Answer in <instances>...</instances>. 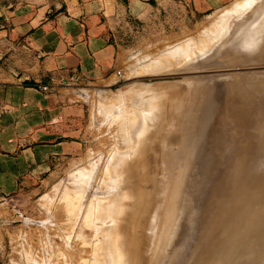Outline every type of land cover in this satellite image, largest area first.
<instances>
[{
    "label": "rangeland",
    "instance_id": "rangeland-1",
    "mask_svg": "<svg viewBox=\"0 0 264 264\" xmlns=\"http://www.w3.org/2000/svg\"><path fill=\"white\" fill-rule=\"evenodd\" d=\"M6 1L8 2V0H0V5L2 6L3 3H7ZM16 1L17 0H9L10 3H17ZM139 1L141 2L143 6L140 7L139 5V7L136 8L135 5H132V7H130L129 1L126 0L125 3L127 7L125 9L123 8V9L115 10V14L112 16L110 22L108 23V31L112 34V40L114 43H116L117 45L116 47L118 49V54H117L118 65L115 70L113 69V73L114 72L115 73L110 77V79H106L108 77L106 76L104 78L105 80L101 81V83L91 84L90 86L85 87V88L84 87L80 88L79 90L74 89L75 93H78L77 101H79V103L82 105L81 107L83 110V113L81 116V122L77 128L78 131H77L76 137L81 139L80 144L77 145V149H74L71 153H69L66 156L58 157L55 164L52 166L51 172L47 173L45 177V181L43 182V185L41 188L25 190V192L16 193L12 195V197L7 198L5 201H3L2 204H0V264H29L31 262L33 264L35 262H36L35 264H38L41 260L42 262L40 264H46V263L48 264L49 261L47 262L45 258L50 260L53 258L55 259L57 256L60 257V255L58 254L60 253V251L62 253V256H65L64 254L67 253L66 256L63 257L64 260L61 258L63 261L59 260L60 258L58 259L60 262L62 261L61 263L58 261L60 264H78V263L83 264L85 262L87 264H90V263L93 264L95 256L93 255V251L90 248L92 245L91 242L96 240L94 239V236H96V238L98 237L97 235H93V233L96 232L95 229H94L95 232L93 230V227H94L93 225L96 226V224L93 223V221L91 222V220L86 221L88 220L86 217H84L86 218V220H84V218H81L84 215V212H83L80 218L83 219L85 223H82L84 221L81 220L80 218H79L80 220L78 219L79 223L82 224L83 226L84 224L87 225L88 222H89V225L93 223L92 224L93 227L91 226L92 229L89 225H87L89 226L88 229L86 226H84L83 228V226L81 225L80 226L81 228L79 227L80 228V232H79L78 227L75 226L73 230V234L71 236L72 238L69 239L68 243L64 242L62 238L64 227L62 228L63 225L61 224L64 221V215H63V211L60 209L62 206L56 205L62 200V198L60 199V195L63 193L60 194L59 192L60 191L64 192L68 186H70V188L73 186L74 188L73 187L72 188L75 189V192H76L79 187H76L75 185L77 183V186H78L79 185L78 183H80L79 182L80 180L77 179V176L82 175V178H84V176H86L85 178H87V176L89 175L84 174L83 176V173L82 174L80 173L83 172V170L85 172L86 171L89 172V166H91L93 164V161L96 159L95 160L96 162L94 161V163H97V166L95 168L96 172H94L95 175L93 177V182H94L93 185L95 187L92 186L93 190L90 192V195L96 194L99 192L98 193L99 195L96 194L97 196L93 195L92 197L101 196L103 197V199H106L105 195H108V193L112 191L111 189L112 186L111 184H109L110 183L109 181L112 180L113 182L111 183H114L116 181L113 180L114 179L113 175L107 171L106 169L107 165L105 166L104 164L108 163V159H110L109 157H111V155L109 156L110 153L111 154L117 153V150L121 148L118 145V148L115 147L116 149L115 151V149L112 147L116 146L118 143L120 145H123L122 140H124L125 138L126 140L128 139L130 140L129 135H126L127 137L123 138V136H125L124 134L126 133H124L125 132L124 129H121L123 133L121 134L119 129L125 126L126 124L125 118L126 120L129 116L131 118L132 117L131 112L132 114L137 113L138 115L139 110L143 109L144 107V105L142 104L146 103L148 100H153L152 96L155 95L154 100L158 98L156 101L161 102L163 100L161 103L162 104L165 103L169 107L170 105L178 104V106L181 107L180 109L184 111L183 112L184 114H182L184 121H182V123L180 124V127H182V129L178 132V135L182 137L184 136L183 134L185 133L184 132L185 129H188L189 127H194L196 125V124H193V122L189 123L187 118H189L191 115H194L196 116V120H197V114L200 115L199 111H201L203 108L210 107V109L212 110L211 113L213 117H211L212 120L210 123L212 125L209 128H214L215 126H217V124L221 121V118H222L221 115L224 112L227 102H229L230 100H233L234 94H236V92L232 91L230 87L228 86V82H231L233 78H235L238 81L240 79L241 89L250 87L251 84H254L257 82L260 83V85H264V61H257L256 59H250L248 57L241 58L238 56H233L227 53L226 51H224L225 54L223 52L221 54H216L219 52V47H217L215 50V53H213L212 56L206 59H202V60L200 59L194 62H190L186 64L185 66L184 65L182 66L179 59H181L182 55L184 56L185 54L179 53L178 51L176 53L179 54L178 55L179 58H176L177 57L176 53L171 52V50H168L167 52L168 48L171 49L170 47L171 45L177 44L187 38H190L192 43L188 44V47L186 48V51L187 50L188 51L187 52L184 51V52L186 54H189V51H190V54H192L191 50L193 51V48H196L195 45H193L195 44L196 40L199 41L201 39L200 41L203 44L205 42L203 38H201L200 36L202 34H203L202 35L203 37L205 36L204 35L205 33H203L201 29L204 31L203 27L206 26V24L209 25L211 22H214L215 19L219 17L217 16V14L219 13L220 10L223 11L224 8L226 7L230 8L232 4H235L238 1L241 2L243 0H238L236 2L235 0H139ZM227 8L224 11L231 12L233 10V9L227 10ZM1 20H3L2 16H0V21ZM219 20L221 21L222 19L219 18ZM224 21L225 20H223V22L221 21L220 23L217 20L216 22L220 23L218 25H221L223 23L221 25L223 26L224 23H226V21L225 22ZM192 45L194 47H191ZM204 45L208 46L209 44L206 43ZM226 53L228 54L227 57L230 56L229 60L232 61L233 59L232 62H234V59H236L235 61L237 62H234L233 65L230 64L229 63L230 61L225 56H223V55H226ZM171 55L177 61L174 60V58ZM223 57H225L224 58L225 60L222 59ZM152 58H154V60L157 61V63H158V60H163V61H160L162 62L161 65L158 63V65H160L161 68L155 67L156 62ZM139 59L142 61H140ZM146 59H149V60H146ZM170 59L172 61H170ZM136 62L138 64L141 63V66L140 65L138 66ZM151 62H153L152 63L153 65L151 67L150 65H148V69H149L148 70L147 66L145 68L144 65L146 63L151 64ZM175 62H178L177 64H179L178 66L176 64L177 67L175 66ZM157 63H156V66H158ZM163 65L168 68H163ZM137 67H142V68L144 67L143 69L145 71H143V69L141 68H140L141 70H138L139 68ZM117 70H121V75L116 74ZM137 82H138V85H137ZM142 82L143 83L145 82V83L143 84ZM140 83H142L143 85V86L141 85L142 88L140 86ZM130 84L131 86L133 85L134 86L131 87ZM136 86L140 88L139 89L134 88ZM147 86L148 87L150 86L149 89ZM151 88L155 90L153 91L151 90ZM126 89L127 91H125ZM136 92H138L137 95H136ZM127 100L129 103L125 102ZM122 102L124 103L121 104ZM129 105H131V107ZM108 106L110 108H108ZM106 107L109 109V111L108 109H105ZM123 109L125 110L123 111ZM127 109H130L129 111L131 110L132 111L129 112L130 115L128 114L127 117L126 116L124 117L123 114L124 115L127 114L128 112ZM125 111L127 112L125 113ZM122 116L124 117V119L122 118ZM120 120L123 121V123L121 121L123 126H121L119 122ZM167 125H171L170 126L171 128L177 127L176 121H173L171 118L167 116L164 117L163 119L158 120L157 122L149 123V125H147V127L145 128V133H144V137L142 138L141 145L137 146V150L132 155V157L131 155L129 156L128 162L130 166L135 167L138 170L143 169L147 165L154 166V167L161 165V171L159 172L161 174V177L165 181L171 180V181H168L170 182V185H171L170 191L168 192L169 199L167 201V205H168L167 217L170 218L168 219V222H170L171 214L174 212V207H175L174 204L176 203V200H178V198L181 195L183 196H181L180 199H183L184 201L182 200L181 202L178 200V202H181L184 205V203H186L187 201L188 206L186 208L187 210L185 209L184 210L185 212H184L183 211L184 207L182 208V204L179 203L181 205L180 208L182 210V216H183L180 222V230H178L179 232L174 235L172 243H169L171 245L169 246L166 245L165 247L167 248H163V250L165 249L163 251L164 255L162 252H160L161 249H158L155 251L156 253L152 251L157 256H155L154 253L152 252H150L152 254L148 253L149 255H151L150 257L153 256L152 259L149 258L147 253H145L147 256L145 255L144 261L147 264L148 263L153 264V262L155 264V261H156V264H157L160 259H163L162 261H164V264H169V261H170V264H176V262L177 264H193V260L199 259L197 257L192 258V255L196 250V246L200 243V240L203 239V234L205 231L204 229H206V222H207L204 220V218L207 216H208L207 218H211L213 216V213L219 214L224 211L222 210L224 209V206H223L224 203L222 202L223 198L221 197V194H220L223 183L219 181L220 171L217 170V166L219 163L218 162L219 156L215 153L214 154L203 153V155H201L202 157L200 158L198 154H200L201 152L197 154L198 156L194 153L191 154V153H185V152L178 156H175L174 154L171 155L170 151L175 146V143L173 144V141L170 140L171 142L170 141L169 142L170 144H172V146L169 148V153L166 151V155L163 158H161L160 160L161 162L157 164L155 162L156 158L153 157V154L152 153L148 154L147 152L148 151L150 152V149H149L150 145L157 141V138L161 134V131H163ZM118 126L120 128H118ZM121 135H123L122 138H121ZM119 140H121V142ZM129 142L128 143L125 142L124 146H122L121 148L122 150L120 149L121 151L119 150L118 152H122V153L126 152V154L131 153L133 150H130L131 148L129 149V147H131L130 145L132 144ZM126 144H130L129 147H127ZM125 145L127 148H125ZM176 147H177V144L172 150L177 151ZM111 148L113 149L112 152L110 151ZM127 150H130V152H128ZM192 155L197 156L195 157L197 158V160L193 158ZM107 157L108 159H106ZM97 159H99V161ZM191 159H192V162H191ZM200 159H201V163H199ZM90 160H92V163ZM105 160L107 162H105ZM193 160H196L197 162L196 161L193 162ZM89 162H90V165L88 166ZM190 162L194 163L195 165L191 164ZM190 164L194 165L193 166L194 169L193 167H190L191 166ZM196 164H198L197 169L195 168ZM78 166H80L79 169L83 168L82 171H80L81 169L76 171ZM82 166H85V168H87L88 170L87 169L85 170V168ZM102 166H104L105 169L102 170L101 169ZM182 166L184 167L181 168ZM187 167H190V168L186 169ZM91 169H92V166L90 167V170ZM99 169H101L102 174L98 172ZM181 169H184V172ZM189 169H191L193 172L189 173V171H191ZM72 170L76 171L77 173L75 172L76 174H74ZM186 170H188V172ZM78 172L80 175H77ZM185 172L189 173V176L187 177V182L189 181L188 183L185 182L186 180L183 181L185 176H187ZM105 173H108L109 175L108 174L106 175ZM70 174L72 175L70 176ZM110 174L112 175L113 179H111V177L110 178L108 177L110 176ZM180 174H181V177H180ZM102 175H105V176L102 177ZM106 176L109 179H106L107 178ZM98 177H99V180H98ZM68 178H70L71 180ZM75 178L77 179L78 182L73 183L72 179H74L75 181ZM96 178H97V182L95 180ZM179 179H181L180 181L182 183L179 181ZM106 180H109V181L106 182ZM100 181H102L103 184L105 183V185H108V186L104 185L106 188L105 187L101 188L100 186H103V184ZM229 183H232V185ZM227 184L229 185H227L225 188L226 192L228 191L227 192L228 196L234 198L235 195H237L236 187H238L239 189L238 178L230 176ZM177 185L180 187V191L181 190L183 191L179 192L178 191L179 187H177ZM56 186L57 188L60 186L57 190V193L55 189ZM113 186H114L112 187L113 189L116 188L115 186H117V183L116 184L114 183ZM193 186H196L194 190L192 189ZM233 187L235 188L233 189ZM63 188H64V191L62 190ZM70 188L65 191V194H66V192L70 190L69 191L70 193L67 192L66 194L67 199L68 197L70 198L73 197L72 195L78 194V192L75 194L74 190ZM103 189L105 192H103ZM106 189H108L107 190L108 193ZM176 189H177V194H179L177 195L178 198L175 197ZM54 190H55V193H54ZM117 190L114 189L116 193H117ZM231 190L232 192H230ZM53 193L56 195H53ZM111 194L112 193H110L109 196H111ZM188 194L190 195L189 197H188ZM47 195H50L49 197L51 198L53 196L54 199L53 200L50 198L48 199ZM90 195L89 196L87 195L86 199L91 198ZM44 197L50 201H47L46 199H44ZM195 198L197 199V201ZM51 200L53 201V203ZM44 201L46 203L49 202V205L46 204L49 207L52 203L51 205L52 207H50V209L47 206L48 210L50 211L46 210L47 207H45L46 205ZM189 204H190L191 209L189 207ZM85 206L86 205L83 206L84 207L83 209H85ZM63 208L64 207H62V209ZM166 226H167V223H166ZM82 228L84 229L83 231H82ZM90 229L93 231H91ZM81 232L82 234L83 233L86 234V235L84 234L83 235L87 239L82 238L83 235L80 234ZM165 232H166V229L164 228V233L162 232L161 235L165 234ZM75 234L77 235L80 234L78 235L79 238L78 237L76 238L77 235ZM161 235L157 237L158 241L160 240L162 241V239L165 238V235L163 236ZM74 237L77 240L78 244L83 243L84 240L91 241L90 242L91 245L90 244L87 245V251L84 250V252L86 251L85 254L84 252H81L83 251V246L79 247L77 243H74L75 241ZM91 237L94 240H91ZM262 239H260V241H256L258 240L256 239L254 241L255 243L257 242L256 244H254V242H252L251 245L250 243H248L247 245L248 248L244 250L245 253L243 255L242 253L238 254L240 255V257L239 256L237 257V260L238 259L240 260V261L238 260V262L245 261V263H247L248 260L252 259L251 258L252 255L253 256L256 255V256H259L256 259L258 260V264H264V262H261V257H263V254H264V242H263L264 238ZM62 243L63 244L65 243L66 245L62 246ZM71 244L75 248V250L71 246ZM62 247H65V248H62ZM55 248L56 250H58L59 248L60 249L62 248V250L59 249L58 252H56ZM252 248H254L255 250L254 253H253ZM176 250L178 251L175 252ZM78 251L80 252V254ZM171 251L174 253V255ZM47 252H49L48 254L50 255L45 254ZM88 252L89 254L90 253L92 254L91 257H93L92 258L93 262L91 261V258L89 257L91 254L88 255ZM29 253L32 254V257L35 255V257H33V261H32L31 255L29 257ZM55 253H57L58 255H56ZM82 253H83V256L81 257ZM41 254H42V257H41ZM84 256H88L90 258L89 259L90 261L89 260H86V261L79 260L81 258L88 259L87 257L85 258ZM39 257H41L42 259L40 258L41 259L40 260ZM27 258L30 259L31 262L28 260L29 262L28 263ZM168 258L173 259L172 260L173 262ZM216 258L217 259L214 258L208 263H206L207 261H204L201 264H211V263L216 264L217 260H219L218 257ZM43 260L46 262H44ZM87 261H89L90 263ZM99 262L100 260L98 261V264H100ZM217 264H222V260H219Z\"/></svg>",
    "mask_w": 264,
    "mask_h": 264
},
{
    "label": "bare ground",
    "instance_id": "bare-ground-1",
    "mask_svg": "<svg viewBox=\"0 0 264 264\" xmlns=\"http://www.w3.org/2000/svg\"><path fill=\"white\" fill-rule=\"evenodd\" d=\"M236 1H238V0H235V2ZM238 2H236L235 4L231 3L232 6L230 5L231 6L230 8L226 7L227 10L233 9L232 11L229 10L231 12L224 11L226 9V8H224V10L222 9L223 11H221V10L219 11V13H218L219 15L217 14V16H219V17L216 19L220 23H221V21L223 22V20L226 21V23H224L223 26H221L223 23L221 25H218L220 23L219 22L217 23L216 19L214 22H211L209 25L205 23L206 26L203 27L204 31L201 29V31L203 33H205L204 34L205 36L203 37L202 36L203 34L200 36L205 41L204 44H206V43L209 44L208 46L207 45L205 46L200 41L201 39L199 41L196 40L197 43L195 42V44H193V45H195L196 48H193V51L191 50L192 54H190V51H189V54H186L184 51H186L188 44L192 43L190 38H187V39L183 40L182 42L171 45L170 46L171 49L168 48L167 52H168V50H171V52H173V53H176L179 51V53L185 54L184 56L182 54H180V55H182V58L179 60H180V63L182 64V66L183 65L185 66L186 64H188L190 62H194V61H197L200 59L201 60L206 59V58L212 56V54L215 53V50L217 47H219V52L216 54H221L222 52L224 53V51H226L227 53H229L233 56H238L241 58H247L248 57L250 59H256L257 61H264V0H243L239 3ZM233 3H234V1H233ZM219 18H221L222 20L220 21ZM193 45L191 47H194ZM227 53H226V55H223V54L222 55L225 56L229 60L230 56L227 57V55H228ZM178 55L179 54L176 53V56H177L176 58H179ZM225 57H223L222 59H224ZM220 58H218V59H220ZM152 59L154 60V58H152ZM146 60H149V59H146ZM146 60H144V61H146ZM174 60H176V59L174 58ZM235 60L236 59H234V62H237ZM140 61H142V60H140ZM160 61H163V60H158V63L161 65L162 62H160ZM170 61H172V60L170 59ZM170 61H168V62H170ZM229 61L228 62L233 65V63H234V62H232L233 59H232V61L231 60H229ZM155 62L157 63V61H155ZM178 62H175V66ZM152 63L153 62H151V64L146 63L147 65L144 63L145 68L147 66V69H148V65H150V67H151L153 65ZM156 63H155V67L161 68V66L158 65V63H157L158 66H156ZM139 65L141 66V63L138 64V66ZM166 65H167V63H166ZM178 65L179 64H177V66ZM142 66H143V64H142ZM229 67H230V65H229ZM137 68H139L138 70H141L144 67L143 68L137 67ZM163 68H168V67L163 65ZM148 70H146V71H148ZM167 70H169V69H167ZM143 71H145V70L143 69ZM131 72H133V71H131ZM135 83H134V85H135ZM142 83H140V86L142 85ZM137 85H138V82H137ZM130 86H131V84H130ZM133 86H131V87H133ZM142 86H141V88H142ZM228 86L230 87V89L232 91L236 92V94H234L233 100H230L229 102H227L226 107L224 109V112L221 115V117H222L221 121L217 124V126H215L214 128H209L212 125V124H210L211 120H212L211 117H213V115L211 113L212 110L210 109V107L209 108H203L201 111H199L200 115L197 114V120H196V116H194V115H191L189 118H187L189 123L193 122V124H196V125L194 127H189L188 129H185L186 131L184 130L185 133L183 134L184 136H182V137H180L178 135V132L182 129V127H180V124L182 123V121H184L183 120L184 118L182 115V114H184L183 113L184 111H182L180 109L181 107H179L178 104L177 105L176 104L170 105V107H169L165 103H163V104L161 103L163 100L161 102L156 101L158 98L156 100H154L155 99L154 98L155 95H154V96H152L153 100H148L146 103L142 104V105H144V107H143V109L139 110L138 115H137V113L132 114V112H131L134 109L133 108L134 106L132 107L133 109L131 108L132 109L131 111H129L130 109H127L128 112L125 111V113L127 112V114H125V115L123 114V116L127 117L128 114L130 115L129 112H131L132 117L130 118V116H129L127 118V120L125 118L126 124H125V126H123L122 123L124 121L123 120L124 117L122 116L123 119L122 118L121 119L123 121L120 120L119 122H120L121 126H123V127L120 128L118 126V128H120L119 130H120L121 134H123L121 129H124V131H125L124 133H126V134H124L125 136L121 135V138H122V136H123V138H125V137H127L126 135H129L130 140L128 139L129 137L127 138L128 140H126V138H125L124 139L125 141L121 139L123 145H120L117 141L118 144L117 145L115 144L116 146H114L112 148H114V149H115V147L118 148V145L122 148V146H124L125 142L128 143L130 141L129 143H131L132 145H130V144H126V145H127V147H129V145H130L131 147H129V149L131 148L130 150H133V151L129 154H126V152L125 153L118 152L121 149L119 147L120 149L117 150V153H113L115 156L110 153L109 154V156L111 155V157H109L110 159H108V157L106 158V159H108V163L104 164L105 166L107 165L106 169L109 173H111L113 175L114 179L112 178L111 174L108 177L109 178L111 177V179L116 181V182H114L115 184L117 183V186H115L116 188H114L115 190L118 189L117 193L112 188V187H114L113 186L114 183H111L113 181L112 180H110V181L106 180V182L109 181L110 182L109 184H111V186H112L111 187L112 191H110L109 193L107 191L109 188L107 187L108 189H106L108 195L103 194L106 196V199H103V197H101V196L100 197L98 196L99 198L98 197H92L93 195L97 196L96 194H98L99 192L96 194H92L93 193L92 192L91 193L92 195H90V192L93 190L92 188L95 187L93 185V183H94L93 177L95 175L94 172H96L95 168L97 166V163H94V161L96 160L95 159L93 161V164L91 165L92 169L90 170L91 166H89L90 165V162H89L88 163L89 172L88 171L85 172L83 170V172L80 173V174L83 173V176H84V174H87L89 176H87V178H85L86 176H84V178H82V175L77 176V179L80 180L79 181L80 183H78L79 185L77 186V183L75 185L76 187H79L77 189V191L75 192V189H73L74 187L72 185H74V184L71 185L73 188L72 187L70 188V186H68L70 189L74 190L75 194L77 192H78V194H76V195L71 194L73 197H71V198L68 197V199H67L66 194L70 190L67 191L66 194H65V191L67 189H69L68 187L66 188L65 191H64V188L62 189L64 192H62V191L59 192L60 194L61 193H63V194L60 195L58 193L60 195V199L62 198V200L59 203L56 202V203H58L56 205H58V206L61 205L62 207H64L63 208L64 210L62 209L61 206H60L61 208L59 207L63 211V215H64V221L61 223L63 225L62 228L64 227L63 228V236H62L64 242L68 243L69 239L72 238L71 236L73 234V230H74L75 226L78 227V229H79L78 231L80 232V228H81L80 226L82 224L79 223L78 219L80 218V216L84 212V215L81 218L86 217L88 220H86V218H84V220H86V221L91 220V222L93 221V223L96 224V226L93 225L95 227L94 228L92 226L93 223H91V225H89V222H88V224L86 222L87 225H89L90 227L92 226L93 230L95 229L96 232H98V233H96L94 230V232L96 234L93 233V235H97L98 237L96 238V236H94V239H96V240L92 239L93 236L91 237V240H94L95 242L94 241L91 242L88 240L85 241L83 239L85 241V243H87V244H85L83 241L86 248L84 247L83 243L78 244L75 237H74L75 241L74 240L73 241H74V243H77L79 247L83 246V251H81V252H84V250L87 251V245L88 244L91 245V243H92L91 248L89 247L90 245L88 247L90 249H92V251H93V255L95 256V258H94L95 263L92 261V258H93V257H91L92 254L90 253L91 254L90 255L88 252V255H90L89 257L91 258V261L93 262V264H98L99 260H100V262H99L100 264H147L144 261V258L146 255L145 253L148 254L152 251L155 252L158 249H161L160 252L163 253V251L165 250V249L163 250V248H167V247H165L166 245H168V246L171 245L169 243H172L174 235L179 232L178 230H180V222H181V219L183 218L182 210L180 208V206H181L180 204H182L181 202L183 200V199H180V197L183 195H181L178 198L177 195H179V194H177V189H178L177 188L175 191V197H177L178 200L181 202H178V200H176V203L174 204V206H175L174 212L171 214L170 222H168V219H170V218L167 217V215H168L167 201L169 199L168 192L170 191V186H171L170 182H168V181H171V180L165 181L161 177V174L159 173L161 171V165L156 166V167L147 165L143 169L138 170L135 167L130 166V164L128 162L129 156L131 155V157H132V155L137 150V146L141 145L142 138L144 137L145 128L147 127V125H149V123H151V122H157L158 120L163 119L166 116L171 118L173 121H176L177 127L171 128L170 127L171 125H167L166 128L163 131H161V134L158 136L157 141L150 145V147H149L150 152L148 151L147 153L153 154V157L156 158L155 162L157 164L159 162H161L160 161L161 158H163L166 155V151L169 153V148L172 146V144H170V142H171L170 140L173 141V144L175 143V146L177 144V147H176L177 151L172 150V149H174V147H175L174 146L170 151L171 155L174 154L175 156H178V155L183 154L184 152L185 153H191V154L194 153L197 155L199 152H201L200 154H198L200 158L202 157L201 155H203V153H208V154H214L215 153L219 156V160H218L219 163L217 166V170L220 171L219 181L223 183V186L221 187L220 194H221V197L223 198L222 202L224 203V205H223L224 209H222V210H224V211L222 213H219V214L213 213V216L211 218H207L208 216L204 218V220L207 222H206V229H204L205 231L203 234V239L200 240V243L196 246V250L192 255V258L197 257L199 259L193 260V264H201L204 261H207L206 263H208L214 258L217 259L216 257H218L219 260H222V264H229V263H227V261L231 259V256L234 253L239 252V253H242V255L245 253V252H242V247L245 246L244 248L246 250L248 248V246H247L248 243H250V245H251L252 242H254L256 240L253 237H256V236L258 237V240H256V241H260V239L264 238V85H260V83L257 82V83L251 84L250 87H247L245 89L244 88L241 89L240 88V86H241L240 79L238 81L235 78H233L231 80V82H228ZM149 87H148V89H149ZM134 88L139 89L140 87L136 86ZM134 88H133V90H134ZM127 89L125 91H127ZM138 89H137V91H138ZM151 90H153V88H151ZM139 92H140V90H139ZM134 93H135V91H134ZM137 94H138V92H136V95ZM120 102H119V104H120ZM125 102L129 103L128 100ZM123 103L124 102H122L121 104H123ZM130 104H132V103H130ZM213 105H215V104H213ZM129 106L131 107V105H129ZM108 108H110V107L108 106ZM108 108L106 107L105 109H108ZM105 109H103V110H105ZM124 110L125 109H123V111ZM108 111H109V109H108ZM134 112H136V111H134ZM185 117H187V116H185ZM121 121H122V123H121ZM213 121H214V119H213ZM215 122H217V121H215ZM121 140H119V141L121 142ZM126 145H125V148H127ZM112 148L110 150L111 152L113 150ZM130 150H127V151L130 152ZM115 151H116V149H115ZM192 156H193V158L197 157L194 155H192ZM209 157H210V155H209ZM206 158H208V157H206ZM99 159H97V160L99 161ZM195 159L197 160V158H195ZM196 160H193V162ZM90 161L92 163V160H90ZM185 161H186V159H185ZM105 162H107V161L105 160ZM191 162H192V159H191ZM199 163H201V159H200ZM191 164H194V163H191ZM198 164H196V167H195L196 169H197ZM194 165H191L190 167H193ZM184 166H182L181 168H183ZM79 167L80 166H78L76 171L81 169V168L79 169ZM82 167L85 168V166H82ZM190 167H187L186 169H188ZM75 168H74V170H75ZM82 169L80 171H82ZM86 169L87 168H85V170ZM101 169L103 170V169H105V167L102 166ZM101 169L98 170V172L100 174H102ZM184 169H181V170H183V172H184ZM191 169H189V170H191ZM193 169H194V167H193ZM74 170H72V171L74 172V174H76L77 172ZM72 171H71V173H72ZM186 171L188 172V170H186ZM196 171H198V170H196ZM190 172H193V171L191 170V171H189V173ZM189 173H186L187 174V176H185L186 179L185 178H184V180L182 179L183 181L186 180L185 182H187V177L189 176ZM80 174L78 172L77 175H80ZM105 174L107 175L108 173H105ZM71 175L72 174H70V176ZM103 176H105V175H102V177ZM230 176L238 178L239 189H238V187H236L237 188V195L234 194L235 193V191H234V193H233L235 195L234 198L228 196V193H227L228 191L226 192V189H225L227 185H229V184L232 185V183L227 184ZM74 177H75V175H74ZM108 177L106 179H109ZM180 177H181V174H180ZM190 178H188V179H190ZM192 178H193V176H192ZM68 179H70V178H68ZM77 179L75 178V181H74V179H72L73 183L78 182ZM198 179H200V178H198ZM95 180L97 182V178ZM98 180H99V177H98ZM100 180H101V178H100ZM180 180L181 179H179V181ZM121 181H122V183H121ZM100 182H102V181H100ZM187 183H186V185H187ZM59 184H61V183H59ZM68 184H70V183H68ZM102 184H103V182H102ZM104 185H105V183L103 184V186H100V187L102 188V187L108 186V185H105V186ZM212 185H214V184H212ZM63 186H65V185H63ZM177 187H179V186L177 185ZM188 187H190V186H188ZM195 187L196 186H193L192 189L194 190ZM58 188L56 186V188H55L56 193H57ZM234 188L235 187H233V189ZM178 191L181 192L183 190L180 191V187H179ZM71 192H72V190H71ZM103 192H105L104 189H103ZM199 192H200V190H199ZM230 192H232V190ZM54 193H55V190H54ZM54 193H53V195H56ZM110 193H112L111 196H109ZM87 195L88 196L90 195L91 198L88 197L89 199H86ZM47 196H48V199L49 198L52 200L54 199L53 196H52V198L49 197L50 195H47ZM189 196L190 195L188 194V197ZM44 199H46L47 201H50L45 197H44ZM63 199H64V201H63ZM192 199H194V198H192ZM59 200H57V201H59ZM188 201H190V200H188ZM196 201H197V199H196ZM52 203H53V201H52ZM52 203H51V205H52ZM186 203H187V201H186ZM46 204L49 205V202H47V203L45 202V205ZM48 205H46L45 207H47ZM51 205H50V207H52ZM54 205H55V203H54ZM84 205H86L85 209H83ZM58 206H56V207H58ZM182 206H183V204H182ZM48 207L46 208V210L50 211V210H48ZM50 207H49V209H50ZM53 207H55V206H53ZM189 207H190V204H189ZM185 209L186 208H183V211ZM190 209H191V207H190ZM185 216H186V214H185ZM81 220H83V219H81ZM82 223H85V221ZM166 223H167V226L169 225L168 227L166 226ZM87 225L84 224V226H86L88 229L89 226H87ZM84 226H83V228H84ZM92 227H91V229H92ZM83 228H82V231L84 230ZM164 228L166 229L165 234H163V235H165V238L164 239L161 238L162 241L161 240L158 241L157 237L159 235H161L162 232L164 233ZM185 229H186V227H185ZM93 230H91V231H93ZM80 234H82V232ZM80 234H78V235H80ZM75 235H77V234H75ZM78 235L76 236V238L78 237ZM84 235H86V234H84ZM84 235H83V237L82 236L81 237L85 238ZM163 235H161V236H163ZM250 238H252V239H250ZM85 239H87V238H85ZM248 239H250V240H248ZM89 240H90V238H89ZM256 243L254 242V244H256ZM45 245H44V247H45ZM64 245H66V244L62 243V246H64ZM71 246H72V244H71ZM65 247H62V248H65ZM253 247H254V245H253ZM62 248L61 249L59 248V249L62 250ZM67 248H68V246H67ZM58 250H56V248H55L56 252H58ZM74 250H75V248H74ZM50 251H52V250H50ZM177 251L178 250H176L175 252H177ZM85 252H84V254H85ZM154 252H152V253H154ZM48 253L49 252H47L45 254H48ZM60 253H61V251H60ZM60 253H58L60 255V257L57 256L55 259L53 258L50 260L45 258V260H47V262L49 261L50 264H60L64 260L63 257H65L67 254L64 252L65 256H62V253L61 254ZM152 253H150V254H152ZM155 253H154V255L157 256ZM162 253H161V255H162ZM253 253H254V251H253ZM55 254L58 255L57 253H55ZM79 254H80V252H79ZM79 254H78V256H79ZM30 255H31V258L33 261V257H35V255L33 254L34 256L32 257V254L29 253V257H30ZM48 255H50V254H48ZM163 255H164V253H163ZM173 255H174V253H173ZM235 255L240 257V255H237V254H235ZM82 256H83V253H82L81 257ZM148 256L151 259L153 258V256L150 257L151 255H149V254H148ZM168 256H169V254H168ZM41 257H42V254H41ZM41 257H39V259ZM84 257L85 258L87 257L88 259H82L81 258L79 260L80 261L81 260L86 261V260L90 259L88 256H84ZM48 258H49V256H48ZM96 258H98L99 260ZM58 259L62 260V261L60 262ZM154 259H155V257H154ZM168 259H170V258H168ZM28 260L31 262V260L27 258V262H28ZM162 260L163 259H160L157 264H162V262L164 264V261H162ZM170 260L172 261L173 259H170ZM219 260H217V263ZM238 260H236L237 264H239V263L244 264L245 263V261L238 262ZM89 261H87V262H89ZM241 261H242V259H241ZM38 262H39V260H38ZM41 262H42V260L38 264H40ZM44 262H46V261H44ZM214 262H216V261H214ZM85 263H83V264H85ZM29 264H33V263L31 262ZM78 264H82V263H78ZM90 264H92V263H90ZM153 264H154V262H153ZM155 264H156V261H155ZM169 264H170V261H169ZM176 264H177V262H176Z\"/></svg>",
    "mask_w": 264,
    "mask_h": 264
},
{
    "label": "crops",
    "instance_id": "crops-1",
    "mask_svg": "<svg viewBox=\"0 0 264 264\" xmlns=\"http://www.w3.org/2000/svg\"><path fill=\"white\" fill-rule=\"evenodd\" d=\"M125 1L0 5V204L41 188L58 157L77 149L83 110L74 89L115 73L118 49L108 23Z\"/></svg>",
    "mask_w": 264,
    "mask_h": 264
},
{
    "label": "water",
    "instance_id": "water-1",
    "mask_svg": "<svg viewBox=\"0 0 264 264\" xmlns=\"http://www.w3.org/2000/svg\"><path fill=\"white\" fill-rule=\"evenodd\" d=\"M0 16H1V14H0ZM185 199H187V198H185ZM182 207H184V208H187V203H185ZM213 207V206H212ZM215 209V208H214ZM253 237V236H252ZM253 238H256V239H258V237L256 236V237H253ZM250 239H252V238H250ZM250 239H248V240H250ZM199 242V241H198ZM245 246H243L242 247V252H244V250H245V248H244ZM252 250L253 251H255L253 248H252ZM235 254H239V252H236V253H234L232 256H231V259L230 260H226L227 261V263H229V264H237L236 262V260H237V257L238 256H236ZM259 256H256V255H254V256H252V259L251 260H248V262L247 263H245V264H258V260H256L257 258H258ZM230 258V257H229ZM228 259V258H227ZM261 262H264V254H263V257H261Z\"/></svg>",
    "mask_w": 264,
    "mask_h": 264
},
{
    "label": "built area",
    "instance_id": "built-area-1",
    "mask_svg": "<svg viewBox=\"0 0 264 264\" xmlns=\"http://www.w3.org/2000/svg\"><path fill=\"white\" fill-rule=\"evenodd\" d=\"M116 74L117 75H121V70H117ZM40 89L43 90V91H46L48 89V87H47V85H41Z\"/></svg>",
    "mask_w": 264,
    "mask_h": 264
}]
</instances>
